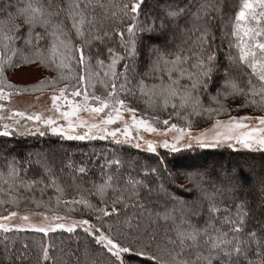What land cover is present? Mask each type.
Returning a JSON list of instances; mask_svg holds the SVG:
<instances>
[{"label": "snow or ice", "instance_id": "obj_1", "mask_svg": "<svg viewBox=\"0 0 264 264\" xmlns=\"http://www.w3.org/2000/svg\"><path fill=\"white\" fill-rule=\"evenodd\" d=\"M236 8L0 0V137L59 145L23 156L0 148V264H14L9 234L27 231L66 233L76 244L65 259L41 243L37 264H264V0ZM21 65L53 75L17 84ZM35 93L47 94L43 107L39 97L15 106ZM66 142L92 147L77 143L75 159ZM221 146L261 154L258 202L240 195L254 163L170 167L182 150Z\"/></svg>", "mask_w": 264, "mask_h": 264}, {"label": "trees", "instance_id": "obj_2", "mask_svg": "<svg viewBox=\"0 0 264 264\" xmlns=\"http://www.w3.org/2000/svg\"><path fill=\"white\" fill-rule=\"evenodd\" d=\"M156 1V0H154ZM151 3V0H149ZM177 3L180 4L181 7H183L185 4L188 3V0H176ZM231 4L232 7L228 8L227 5ZM239 3V0H225V11L229 14L234 13L236 10V5ZM152 4V3H151ZM153 5V4H152ZM167 5V4H166ZM166 5H163L160 7V9H163L166 7ZM162 14V12L160 13ZM227 18V17H225ZM213 32H217L216 28L212 29ZM217 34H219L217 32ZM225 49L227 48V44H225ZM26 66V65H21ZM250 111V110H245ZM243 113V112H241ZM77 143L80 144V151L87 152L90 150L92 145H88L86 142H66L65 148L71 152L75 153V159H81L79 152L76 150ZM94 146L96 148H99L103 146L104 142H93ZM11 144L12 148L13 145L15 146V153L19 154L20 156H23L28 153L29 151L32 152H38L42 150L48 149L50 146L52 147H59L55 143L54 138L50 137H44V138H3L0 137V148H3V145ZM12 150V149H10ZM28 150V151H27ZM137 150H131L133 154V158L139 159L142 163L149 162L147 160V155L145 153H140L139 156H136ZM163 151V150H162ZM172 166L177 167V171H184L186 169H189L190 166H199V167H206L208 169H215L217 171L220 170H239V167L247 168V165L249 163H254L255 168H257V176H255V183L250 184L249 182L253 177L250 176V173L247 172V170L243 171L241 173V177L243 181L245 182L247 187H245L242 192L240 193L241 196H247L248 199L252 200L254 203L258 202L260 197V179H259V173H260V165L262 163V157L260 153H250L248 150L244 149H233L228 148L227 146H221L217 148H207V149H201V148H195V150H182L180 153L174 154L170 157ZM258 163V164H257ZM258 165V166H257ZM180 183L186 184L187 182L184 180H181ZM176 194L178 196H182L183 198H189L184 195L181 191L177 190ZM47 195H52V192L49 191L45 194V197ZM40 194L39 192L36 193V197L39 198ZM220 203V201H218ZM227 199L223 201V204L221 205L226 206L228 205ZM30 208H33L35 211H41L43 209H36L34 205H29ZM20 210H24L23 206H21ZM79 231V230H78ZM11 237V241H14V248H11L10 250L15 253L13 256V262L14 264H37L38 257H40L41 250H40V244L44 243L47 244L51 242L55 247L54 249H50V254H53L56 258L64 257L65 253L67 252L68 248L71 247L73 250H75L76 244L74 240H69L68 235L64 234L60 235L59 233L53 234L49 233L48 236H45L42 233H35L32 231H27L23 233L18 234H9ZM24 244H27L28 247L25 249L23 247ZM60 249H63L64 252H61ZM22 254V256H21ZM142 259V258H140ZM134 264H138V261L136 258H133Z\"/></svg>", "mask_w": 264, "mask_h": 264}, {"label": "rangeland", "instance_id": "obj_3", "mask_svg": "<svg viewBox=\"0 0 264 264\" xmlns=\"http://www.w3.org/2000/svg\"><path fill=\"white\" fill-rule=\"evenodd\" d=\"M151 3L155 7L156 1L151 0ZM169 3V0H159V7L166 5ZM47 75H53V73H49L46 71H43L41 69H38L35 65H26V66H20L17 69L14 70V72L11 75V80L14 83L21 84L24 86H30L34 84H38L40 80H42ZM36 97L40 98V103L36 105V107H43L45 103H47V94H41V93H35L32 95L25 94L24 96L16 98L15 106L19 109H24L29 107L30 104H33L36 101ZM235 114V113H233ZM242 115L245 114V112L241 113ZM19 138V137H18ZM3 148L12 149V145H3ZM52 147V146H51ZM57 148V147H53ZM235 149H241V148H235ZM246 150V149H244ZM28 151V150H27ZM32 152V151H29ZM27 153V152H26ZM34 153V152H33ZM258 164V163H257ZM258 166V165H257ZM174 169V166L170 165ZM240 168V167H239ZM177 167H175L174 170H176ZM247 172L250 173L251 177L257 176V168L254 170H247ZM21 214H23L24 210H20ZM43 211V210H41ZM39 212V211H37ZM33 223L39 224L42 221V217L39 215H33L31 217ZM14 223H21L18 218L17 220L13 221ZM22 256V254H21Z\"/></svg>", "mask_w": 264, "mask_h": 264}]
</instances>
